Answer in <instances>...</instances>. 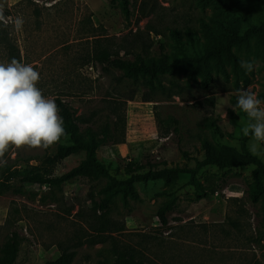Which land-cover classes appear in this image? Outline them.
Listing matches in <instances>:
<instances>
[{"label":"rangeland","instance_id":"374dc122","mask_svg":"<svg viewBox=\"0 0 264 264\" xmlns=\"http://www.w3.org/2000/svg\"><path fill=\"white\" fill-rule=\"evenodd\" d=\"M143 1L129 0L126 11L125 0H0L3 12H8L4 23L10 24L22 62L40 73L38 87L43 93L53 98L62 95L79 116L96 114L89 123L93 130L116 120L109 100L119 99L125 120V142L97 152L115 182L106 177L78 178L57 187L15 180L14 189L0 194V251L13 232L22 239L15 264H45L63 251L77 253L72 264H112L115 247L134 251L145 264H264V191L256 203L247 191L253 182V166L204 167L196 179L213 193L200 201L188 174L133 180L131 194L124 197L118 192L110 199L109 228L100 232L102 212L96 204L130 179L123 169L127 163L144 162L148 157L167 162L159 170L191 169L208 153L235 158L244 144L249 150L251 140L241 131L247 116L236 107L239 91L248 89L264 101V49L255 39L249 47L234 48L240 61L254 62L251 72L236 70L227 60L212 62L204 71L211 75L205 84L201 70L180 65L155 81L153 102L143 100L149 89L142 76L119 83L122 72H106L88 63L92 44L84 43L87 40L115 37L113 49L117 50L123 38L129 41L140 35L153 43L146 61L158 60L159 43L175 60L181 57L179 43L190 54L201 52L226 36L225 26L243 28L245 23L236 20V13L249 22L264 16L252 0H147L148 9L154 5L155 11L143 17L139 12ZM17 17L24 21L20 32L14 27ZM3 49L0 62H10ZM171 81L182 90L173 89ZM133 94V100L126 99ZM169 118L180 122V131L164 138L158 122ZM84 129L81 132L88 140ZM61 144H70L68 135L47 150L9 151L7 164L0 167V183L7 175L5 167L19 172L48 167L55 177L85 158L79 152L60 159ZM260 151L257 157L264 163V145ZM225 180L227 186L221 188ZM173 199L176 209L163 226L158 211ZM101 238L105 241L93 244Z\"/></svg>","mask_w":264,"mask_h":264},{"label":"trees","instance_id":"16d2710c","mask_svg":"<svg viewBox=\"0 0 264 264\" xmlns=\"http://www.w3.org/2000/svg\"><path fill=\"white\" fill-rule=\"evenodd\" d=\"M115 1V0H113ZM224 2L228 0H223ZM254 4L261 7L264 10V0H252ZM148 1L142 2L139 12L143 17L155 11V6L152 5L148 9ZM129 6V0H125L126 11ZM5 18L8 16V12H3ZM236 20L245 23L243 28H234L225 26L226 36L223 39L216 41V43L209 48L196 53H188L183 46L179 43L178 48L181 53L179 59L172 60L166 53L165 45L159 43L158 47V60H145V54L148 53L153 43H148L142 36L134 35L135 38L127 40L122 39V44L118 46L117 50L113 49L116 45L112 40L115 37H103L93 40L84 41V43L92 44V51L88 56V63H96L102 70L110 72L111 70L120 71L122 75L117 78L121 83L125 80L133 79L137 80L139 76L144 79V84L149 89V93L145 95V102H153L151 93H155V81L161 74L170 72L173 73L180 65L194 66L197 70H201L204 73V77L207 78L205 84L211 79V75L204 72L209 70L211 63L222 64L224 60H227L233 64L236 70L241 68L240 59L234 53V48L249 47L252 40L255 39L258 46L264 49V16L256 21L249 22L245 18L236 13ZM189 36L192 37L193 32L188 29ZM175 35L177 32H174ZM0 47L7 53L8 59L13 58L22 62L20 49L15 45L12 40L10 32V24L0 21ZM141 50V51H139ZM124 52V55H121ZM131 56V58H129ZM194 75V73H193ZM171 86L177 91L182 90V86L176 82L171 81ZM48 94L44 93L45 96ZM54 99L60 109V115L64 120V127L66 129V135L69 136L70 144L59 145L57 155L60 159H66L70 156L76 155L79 152L85 154V158L75 167L67 171L61 176H53L51 168L43 167H28L22 171H13L12 167H5L4 181L0 183V194L5 191L14 189L13 181L18 180L23 185H50L60 187L61 185L71 182L78 178H87L90 180H99L102 177L112 178L110 175L109 167L102 163L98 159V150L109 144L116 145L125 142L124 125L125 120L120 114L119 99L109 100L113 106L108 107L110 112L116 117V120L110 124L106 123L99 130H93L89 123L96 116L85 117L77 115L76 109H74L67 101L62 98V95H54ZM129 100L134 99V94L126 98ZM214 104V101H212ZM180 122L177 119L169 118L167 120H160L158 122L159 132L162 137L170 138V135H176L180 131ZM85 126V132L89 134V139L86 140L84 134L81 132L82 127ZM54 162V160H50ZM167 162H155L152 159L146 157L145 161L127 163L124 166L125 174L130 176L123 186H120L116 190L112 191L109 198L96 204V209L102 212L101 231L106 232L109 228L110 214V199L118 192H122L124 197L131 194L133 180H157L159 178L170 179L172 174H188L190 177V184L196 189V200L200 201L204 198L211 196L213 191L208 190L199 182L196 177L201 169L206 166L212 165L219 169L238 168L245 166H253V182L247 185V191L249 198L252 202L256 203L260 194L264 191L262 179L264 178V163L260 158L251 154V152L243 145V151L235 158L223 157L217 153H208L203 161H198L195 168L191 169H164L159 170L160 166H166ZM142 171H147L146 174H140ZM114 181V179L112 178ZM115 182V181H114ZM113 185H111L112 188ZM227 186V181H223L221 188ZM176 199H173L165 207L158 211V218L163 226L169 224V214L176 209ZM105 239L101 238L92 241L104 242ZM22 239L17 232H13L11 236L4 242L0 251V264H15L21 250ZM113 262L112 264H145L142 259L134 251L128 249L120 250L115 247L112 251ZM77 253L75 251H63L61 255L53 261H47L45 264H72L75 260Z\"/></svg>","mask_w":264,"mask_h":264},{"label":"clouds","instance_id":"9594fccd","mask_svg":"<svg viewBox=\"0 0 264 264\" xmlns=\"http://www.w3.org/2000/svg\"><path fill=\"white\" fill-rule=\"evenodd\" d=\"M0 21L6 18L0 7ZM23 18L14 20L17 32L22 31ZM241 68L253 70L254 62L241 60ZM41 76L31 65L15 58L0 62V167L7 164L9 151L47 150L66 136L64 120L60 109L51 96H45L38 87ZM236 107L247 116V123L241 129L243 136H251L249 151L261 155L264 145V101L252 91L241 89Z\"/></svg>","mask_w":264,"mask_h":264}]
</instances>
